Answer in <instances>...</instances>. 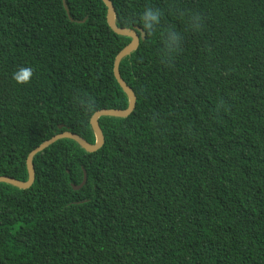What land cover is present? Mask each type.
<instances>
[{
    "label": "trees",
    "instance_id": "16d2710c",
    "mask_svg": "<svg viewBox=\"0 0 264 264\" xmlns=\"http://www.w3.org/2000/svg\"><path fill=\"white\" fill-rule=\"evenodd\" d=\"M110 1L145 31L120 64L135 109L0 182V264H264V0ZM67 3L0 0V175L130 103L132 38L103 0Z\"/></svg>",
    "mask_w": 264,
    "mask_h": 264
},
{
    "label": "water",
    "instance_id": "95a60500",
    "mask_svg": "<svg viewBox=\"0 0 264 264\" xmlns=\"http://www.w3.org/2000/svg\"><path fill=\"white\" fill-rule=\"evenodd\" d=\"M103 2L108 7L107 19H108V23L110 27L116 33L120 35L125 34V36H130L132 38V41L117 55L116 60H115V66H114L115 77L117 81L119 82L120 86L123 88V90L128 94L130 98V103L128 107L126 109H100L94 113V115L91 118V125L97 137L96 143L94 144L90 143L89 141L81 137L80 135L74 132H71V131H65V132L59 133L53 136L52 138H50L49 140L43 142L39 146H37L28 155V158H27V168L29 172L28 180L22 181V180L15 179L14 177H11V176L0 175V182L9 183V184H12L16 187L23 188V189L31 187L36 179V170L34 169L35 167L34 158L39 152L43 151L45 148L55 143L57 140L63 139V138H71L75 140L76 142H78L88 152H95L103 146L104 140H105L102 128L99 123V118L104 115L115 116V117H120V116L127 117L134 111L137 98H136V95L133 89L129 87V85L125 82V80L121 76L120 64H121V61L124 59V57L131 54L133 51H135L138 48L140 44V40L145 39V31L140 27H136V29H138L141 32V35H140L134 28L119 27L116 24V20H115V8H114L113 2L110 0H103ZM63 3H64L65 9L67 10V13L70 19L74 20L71 17L67 0H63ZM87 179H88L87 172L84 171V179L82 183L80 185H73L74 189H80L81 187H83L85 183L87 182Z\"/></svg>",
    "mask_w": 264,
    "mask_h": 264
},
{
    "label": "snow or ice",
    "instance_id": "6c2138e0",
    "mask_svg": "<svg viewBox=\"0 0 264 264\" xmlns=\"http://www.w3.org/2000/svg\"><path fill=\"white\" fill-rule=\"evenodd\" d=\"M27 76V73H25V77ZM23 78V77H22Z\"/></svg>",
    "mask_w": 264,
    "mask_h": 264
}]
</instances>
